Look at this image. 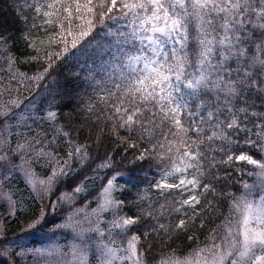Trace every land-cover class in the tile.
Here are the masks:
<instances>
[{
    "label": "snow or ice",
    "instance_id": "1",
    "mask_svg": "<svg viewBox=\"0 0 264 264\" xmlns=\"http://www.w3.org/2000/svg\"><path fill=\"white\" fill-rule=\"evenodd\" d=\"M28 7L39 21L30 27L47 33L46 39L24 37L29 47L36 48L37 41L46 46L42 72L30 77L19 72L8 38L0 34V60L5 61L0 71L17 85L0 76L4 264H27L31 253L54 257L47 264H147L145 252L154 240H170L173 232L186 231L202 213L213 211L208 197L224 195L216 187L220 182L243 189L240 195L228 193L223 223L189 257L169 256L159 264H264V0H29ZM36 51L29 59L40 58ZM79 56L93 65L88 78L100 89L83 111L107 125V135L116 147L124 146L125 155L129 149L137 152L127 161L128 171L117 167L113 152L106 153L93 175L42 206L23 230L35 236L51 225L49 233L70 232L67 252L61 245L31 249L24 236L7 237L5 219L24 206L14 199L16 179L43 200L95 161L91 145L77 143L60 123L55 97L42 85L55 61ZM97 72L104 74L101 79ZM20 85L36 94L21 96ZM60 138L68 145L67 159L53 150ZM93 143L101 145L100 134ZM40 161L51 166L46 179H38L33 168ZM144 164L159 174L151 184L158 196L138 192L130 215L118 194L137 187L135 169ZM233 173L253 182L236 180ZM125 176L128 180L120 183ZM88 180L104 181L92 198L96 207L76 208L63 223H54L61 204L87 199ZM174 214L180 216L174 228L161 222Z\"/></svg>",
    "mask_w": 264,
    "mask_h": 264
},
{
    "label": "trees",
    "instance_id": "2",
    "mask_svg": "<svg viewBox=\"0 0 264 264\" xmlns=\"http://www.w3.org/2000/svg\"><path fill=\"white\" fill-rule=\"evenodd\" d=\"M29 0H0V34L5 35L9 41L10 51L14 53L16 58L15 68L21 73H26L29 77L36 75L38 72H42L46 66L44 59L45 45L40 44L39 41L36 43V48H39L38 59H29V57L37 56L36 48L28 46V40L24 37L29 38L40 37L46 39L47 33L40 29H33L30 25L35 21L36 14L28 7ZM27 20V22H25ZM54 29L49 28L48 32H52ZM192 45H190L191 47ZM3 60H0V68L3 67ZM93 65L91 62L85 63L83 56L73 57L66 60H59L54 62V66L50 69V74L42 82L43 87L51 90L52 95L55 97V106L59 109L60 123L64 125L66 131L72 134V137L77 143L83 144L87 142L91 145L89 153L95 157V161L87 165L77 175L74 181H66L56 187L55 191L50 197H45L43 200L40 199L37 194L30 192L25 183L19 177L16 179L12 187L18 189L14 199L23 200L24 206L18 205V211L16 217L6 218L5 223L7 225V237L10 240H14L20 236H24L23 243L31 249H46L49 244H57L60 240L62 244L67 241L68 237H61V233H49V227L46 226L43 231L37 232L35 236H31L24 233L23 230L27 227L29 221L35 219L41 210V207L45 208L47 205L55 200L61 192L72 191L75 183L83 179L85 176L93 175L92 169L95 168L108 152H113V159L117 162V167H123L125 171H128L132 166L128 165V159L132 158L133 153H136V149H129L127 155L123 152V145L116 147L112 142V138L107 135V125L102 124L99 120H96L93 114H89L83 111L84 105L89 100L95 101L97 98V92L100 91L99 87L94 85L93 82L88 78V73ZM103 73L97 72L96 79H101ZM0 76L5 78V83H9L15 87L16 81H8L7 71H0ZM21 96H29L36 94L35 89L25 90L22 85L19 86ZM43 90V88L41 89ZM17 95L15 91L12 92V96ZM3 99H8L7 94ZM98 107H100L98 105ZM71 120V124L68 121ZM45 127H47L45 125ZM101 128L104 132L101 133ZM97 134L101 135L102 143L98 147L94 142ZM123 134V133H121ZM67 148L68 145L63 141V138L58 140L57 145L53 148L54 151L59 153V157L67 159ZM256 158H260L258 153H251ZM41 163V164H40ZM74 168H78L79 164L76 161L72 162ZM33 168L36 175L43 177L48 176L51 173V166L46 165L45 161L34 163ZM111 170H109L110 174ZM236 180H246L248 176H240L233 173ZM106 178V177H105ZM159 174L155 167H149L144 164L142 167H137L134 173L133 183L137 185L136 188H126L123 193H119L120 199L125 200L124 211L128 214H135L136 206L132 203L137 199V194L143 193L145 190L148 191L149 195L155 199L158 193L155 189L151 188L152 181L158 179ZM128 180V177H123L119 182L124 183ZM103 180H88L87 185L91 187L87 199L83 196L78 198L74 204H61L58 208L57 213L52 218L54 223H63L68 213L76 208H81L83 205L89 207L94 206V199L97 194V190L103 184ZM218 190L224 193L223 196L211 197L214 201L213 211H205L202 213V217H198L194 223H190L187 230H177L172 233V238L169 240L167 236H164L162 240H154L151 250L145 252V259L147 264H158L161 258L181 257L187 253H192L198 245L203 246L207 241L209 233L216 229L220 225L226 216L229 214V207L231 197L228 193H234L240 195L243 191L241 184L230 183L225 186L224 182H220L216 185ZM88 200L92 202L89 204ZM206 201H202V204ZM199 207V206H198ZM7 208L3 201H0V214L6 217ZM180 219L179 215H172L167 220L161 218V222H171L172 227L178 223ZM203 222V227L201 223ZM154 223V222H153ZM171 231V229H170ZM163 235V233H162ZM192 237V239H189ZM6 259V258H5ZM43 259L40 256H36L31 253L27 258V264H40L39 261ZM0 264H4V259H0Z\"/></svg>",
    "mask_w": 264,
    "mask_h": 264
},
{
    "label": "rangeland",
    "instance_id": "3",
    "mask_svg": "<svg viewBox=\"0 0 264 264\" xmlns=\"http://www.w3.org/2000/svg\"><path fill=\"white\" fill-rule=\"evenodd\" d=\"M3 64H4V68H5V61H3ZM41 164V163H40ZM249 168H250V166H249ZM50 175V174H49ZM48 175V176H49ZM37 176V178L38 179H46L48 176H46V177H43V176H40L39 174L38 175H36ZM250 181H249V178L248 179H246L249 183H252L253 182V178H251L250 177ZM24 183H25V186L27 187V189L30 191V192H32L31 191V188L26 184V182L24 181ZM32 193H34V192H32ZM36 194V193H35ZM82 207H85V205H83ZM96 207V202H95V200H94V206L93 207H89V206H87V208H95ZM74 211V210H73ZM73 211H71L70 213H68L67 214V216L69 215V214H71ZM66 216V217H67ZM105 216H106V218H108V219H110L111 217L108 215V214H105ZM66 219V218H65ZM77 219H80V217H77ZM223 223V222H222ZM221 223V224H222ZM86 226V225H85ZM61 237H68V239H67V241L66 242H64V244H62V242L60 241V240H58L57 241V244H60L62 247H63V250L65 251V252H67L68 251V243L71 241V239H72V235H71V233L70 232H68V233H66V234H62L61 233ZM204 245V244H203ZM54 245H52V244H49V246L47 247V248H51V247H53ZM202 247V246H201ZM190 254L191 253H187V254H185V255H183V256H181V257H173V258H178V259H181V260H183L185 257H189L190 256ZM40 258L41 259H43V260H41V261H39V263L40 264H47V262H48V260H50V259H54V257L53 258H49V257H46V256H40ZM160 262V261H159ZM159 262H158V264H159Z\"/></svg>",
    "mask_w": 264,
    "mask_h": 264
}]
</instances>
